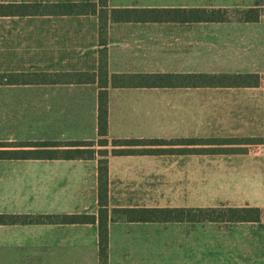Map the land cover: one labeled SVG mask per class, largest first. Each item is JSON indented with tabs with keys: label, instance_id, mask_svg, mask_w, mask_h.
I'll return each mask as SVG.
<instances>
[{
	"label": "crops",
	"instance_id": "0c3cea01",
	"mask_svg": "<svg viewBox=\"0 0 264 264\" xmlns=\"http://www.w3.org/2000/svg\"><path fill=\"white\" fill-rule=\"evenodd\" d=\"M156 2L109 0L108 10L259 8L262 16L258 22L223 23L108 20L105 35L98 14L3 16L0 74L95 75L106 52L110 75H258L260 85L251 87H110L109 138L264 142V0ZM35 3H95L101 9L99 0L1 4ZM99 91L98 81L0 85V142L97 141ZM250 145L208 146L221 151L216 154L195 152L202 147L193 144L164 147L182 149L178 153L110 156L109 264H181L174 245L186 242L194 252L201 245L199 230H159L122 216L113 221L115 210L218 207H258L263 213L259 223L209 222L230 226L210 228V260L264 264V160L247 150ZM98 169L99 158L0 160V214L98 217ZM203 171L211 173L207 182ZM0 264H100L98 222L1 225Z\"/></svg>",
	"mask_w": 264,
	"mask_h": 264
},
{
	"label": "trees",
	"instance_id": "16d2710c",
	"mask_svg": "<svg viewBox=\"0 0 264 264\" xmlns=\"http://www.w3.org/2000/svg\"><path fill=\"white\" fill-rule=\"evenodd\" d=\"M109 0H99L101 9L95 3H62L54 7L35 4H0V17L33 16L44 14L89 15L98 14L101 22V34L105 35L108 20L114 22H217L231 20L239 22H258L262 16L259 8L249 10L227 9H114L108 10ZM98 81L99 108L97 141H14L0 142V160H94L99 158V216L87 214L70 215H7L0 214L1 225L30 224H95L99 226L100 264H109V167L110 156L125 155H161L178 153L182 149H165L170 146L200 145L195 152L216 154L217 149L208 146L216 144H254L251 140H164V139H110L109 138V88H163L188 86H258V75L242 74H113L108 69L106 52L101 54L97 74L68 73L58 75H1L0 85L31 84L52 82L62 84H90ZM224 151V150H223ZM224 152H227L225 150ZM127 222L149 223H259L262 209L258 207H218V208H135L117 209Z\"/></svg>",
	"mask_w": 264,
	"mask_h": 264
},
{
	"label": "rangeland",
	"instance_id": "374dc122",
	"mask_svg": "<svg viewBox=\"0 0 264 264\" xmlns=\"http://www.w3.org/2000/svg\"><path fill=\"white\" fill-rule=\"evenodd\" d=\"M166 0H164L165 2ZM169 1V0H168ZM205 1V2H204ZM164 2H162V0H157L156 4L158 5H162L164 4ZM182 2L187 3L188 0H182ZM2 3V0H0V4ZM210 3L207 2V0H202V5H209ZM2 17H0V36L2 34ZM202 35L203 36H208L209 35V30L206 27H203L202 29ZM1 112V109H0ZM1 119V117H0ZM264 142H260V143H254L252 145H250L247 150L250 152H253L252 150V146L254 145H260ZM231 150V149H230ZM254 153V152H253ZM252 153V154H253ZM257 154V153H256ZM254 155V154H253ZM258 160H264V155L260 154L259 156H255ZM211 173L209 171H203L202 173V180L203 182H207L210 178ZM116 213V212H115ZM118 215H113V221L114 220H121L122 219V215H120V213L117 212ZM124 219V218H123ZM155 229H173V230H181V231H185V230H199V232H201V245L200 247H198L196 245V251L194 252L193 250V246L192 245H185L186 242H184L183 246H177L174 245V248L172 249V252H174L175 254V258L178 259V261L181 264H227L225 261H222L223 258H219L217 260H210L209 257V251H210V242H209V230L210 228H221V227H230L228 224H213V223H209V222H204V223H188V222H182V223H153V226ZM232 227V226H231ZM179 231L175 232V234H177ZM161 237V238H160ZM159 239L160 241L158 242L159 245H161L162 243V237L160 236ZM192 244V243H189ZM185 245V246H184ZM201 248V250H200ZM163 248L160 247L157 250V253L162 252ZM240 250V249H239ZM237 251H232L233 254H237L235 252ZM223 257V256H222ZM221 260V262H220ZM155 261H160L161 263L164 262V260L162 258H156Z\"/></svg>",
	"mask_w": 264,
	"mask_h": 264
},
{
	"label": "built area",
	"instance_id": "2783aa9c",
	"mask_svg": "<svg viewBox=\"0 0 264 264\" xmlns=\"http://www.w3.org/2000/svg\"><path fill=\"white\" fill-rule=\"evenodd\" d=\"M252 150L254 153L263 154L264 153V144L254 145V146H252Z\"/></svg>",
	"mask_w": 264,
	"mask_h": 264
}]
</instances>
